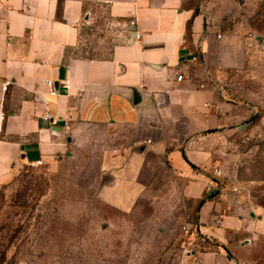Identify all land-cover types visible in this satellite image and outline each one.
Wrapping results in <instances>:
<instances>
[{
  "label": "crops",
  "instance_id": "1",
  "mask_svg": "<svg viewBox=\"0 0 264 264\" xmlns=\"http://www.w3.org/2000/svg\"><path fill=\"white\" fill-rule=\"evenodd\" d=\"M97 24L109 55L78 56ZM263 99L264 0H0V184L38 161L94 154L106 201L129 211L156 154L202 199L217 188L216 155ZM223 210L203 200L198 232L231 263L208 250L201 264H264V208L217 223Z\"/></svg>",
  "mask_w": 264,
  "mask_h": 264
},
{
  "label": "rangeland",
  "instance_id": "2",
  "mask_svg": "<svg viewBox=\"0 0 264 264\" xmlns=\"http://www.w3.org/2000/svg\"><path fill=\"white\" fill-rule=\"evenodd\" d=\"M88 32L77 55L107 57L112 40L99 24ZM249 110L245 134L212 164L216 190L202 199L183 194L185 179L156 154L129 211L106 201L109 179L94 154L23 168L0 184V264H201L197 253L208 250L231 263V251L199 234L198 213L203 200L223 204L217 218L264 208V99Z\"/></svg>",
  "mask_w": 264,
  "mask_h": 264
},
{
  "label": "built area",
  "instance_id": "3",
  "mask_svg": "<svg viewBox=\"0 0 264 264\" xmlns=\"http://www.w3.org/2000/svg\"><path fill=\"white\" fill-rule=\"evenodd\" d=\"M136 25H137V24H136V21H135V20H131V21L129 22V27H130V28H135ZM137 38L140 39V35H138ZM177 81H178V82H182V81H183V76H182V75H178V77H177ZM46 84H47V86L50 87V93H51L52 95H56V91L53 89V83H52V82H47ZM202 88H204V87L202 86ZM48 118H49V116L47 115V116H46V119H48ZM147 143L150 144L151 141H147ZM42 165H44V164H43V161H38L37 163H35V164L33 165V167H40V166H42ZM0 192H1V185H0ZM222 219H223V216H220V217L218 218L217 223H219L220 220H222Z\"/></svg>",
  "mask_w": 264,
  "mask_h": 264
},
{
  "label": "water",
  "instance_id": "4",
  "mask_svg": "<svg viewBox=\"0 0 264 264\" xmlns=\"http://www.w3.org/2000/svg\"><path fill=\"white\" fill-rule=\"evenodd\" d=\"M136 101H138V98L136 97Z\"/></svg>",
  "mask_w": 264,
  "mask_h": 264
}]
</instances>
